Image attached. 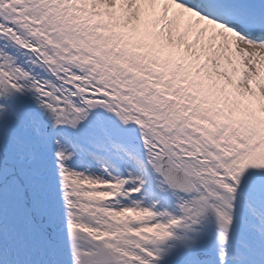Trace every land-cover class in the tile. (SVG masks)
<instances>
[{"label": "snow or ice", "instance_id": "6c2138e0", "mask_svg": "<svg viewBox=\"0 0 264 264\" xmlns=\"http://www.w3.org/2000/svg\"><path fill=\"white\" fill-rule=\"evenodd\" d=\"M0 264H264V0H0Z\"/></svg>", "mask_w": 264, "mask_h": 264}]
</instances>
